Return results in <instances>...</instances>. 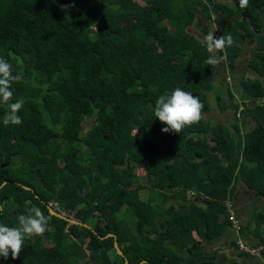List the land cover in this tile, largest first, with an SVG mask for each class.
I'll use <instances>...</instances> for the list:
<instances>
[{
    "label": "trees",
    "instance_id": "16d2710c",
    "mask_svg": "<svg viewBox=\"0 0 264 264\" xmlns=\"http://www.w3.org/2000/svg\"><path fill=\"white\" fill-rule=\"evenodd\" d=\"M189 26L203 38L216 27L215 37L233 36L216 52L226 59L219 66L233 68L240 45L252 46V75L236 79L243 102L228 88L220 102L214 91L219 110L232 113L229 127L201 117L164 133L153 112L159 95L180 87L200 98L202 115L210 110L217 66ZM0 57L23 77L12 102L25 101L22 123L7 126L0 103V223L16 226L32 207L49 218L18 259L9 253L0 264H215L204 244L233 231L223 202L235 183L264 197V0L245 9L239 0H0ZM82 119L92 121L86 132ZM49 203L82 225L50 215ZM261 226L264 235L258 212L233 232L244 240ZM107 234L123 257H108ZM252 246L264 264V240Z\"/></svg>",
    "mask_w": 264,
    "mask_h": 264
},
{
    "label": "clouds",
    "instance_id": "9594fccd",
    "mask_svg": "<svg viewBox=\"0 0 264 264\" xmlns=\"http://www.w3.org/2000/svg\"><path fill=\"white\" fill-rule=\"evenodd\" d=\"M250 0H239V7L245 9L249 6ZM68 5L63 6L64 9ZM214 18V17H213ZM217 27L209 31L204 37L207 51L209 53L224 52L226 48L235 44L231 34L214 36ZM219 58L210 55L206 63L208 65L218 64ZM19 63V62H18ZM23 79L19 72L13 68L8 59L0 57V103L8 105V111L4 115V125H19L22 118L18 114L22 109L24 99L13 101V84ZM203 103L198 96L193 95L180 87L175 88L171 93H164L158 96L155 101L153 112L165 127L161 129L164 133H180L186 126H191L200 121L202 117ZM17 225L9 227L0 223V257L16 260L24 247L26 239L34 235H43L47 230L49 218L38 207H32L27 214L17 217Z\"/></svg>",
    "mask_w": 264,
    "mask_h": 264
},
{
    "label": "rangeland",
    "instance_id": "374dc122",
    "mask_svg": "<svg viewBox=\"0 0 264 264\" xmlns=\"http://www.w3.org/2000/svg\"><path fill=\"white\" fill-rule=\"evenodd\" d=\"M213 3L216 4H224L226 6H231L234 2V0H212ZM185 5L188 9L195 10L194 4L192 5L190 2H185ZM238 15L236 14V19H238ZM187 32H189L190 34L196 36V38L199 41H203L204 38L203 36L199 33V30L196 29L193 26H189L187 27ZM241 48V54L239 56V58L235 61V65L233 68H229L226 65L225 66H219L216 65V71L214 74V80L212 81V85H213V89L211 92H209L207 94V99L209 102V106H210V110L206 113L202 115V118L204 120L210 121L211 123H222L223 125H225L226 127H229V123L230 120L232 118V113L229 110H225V111H220L219 108L217 107V101L215 99L214 96V91L218 90L220 91V102L223 101L224 103H226L227 101H229L227 95H226V89L228 88L232 95V101L235 103L238 102H243V100H240L237 91L238 89L236 88V84H237V78H239L240 76H246V75H252L251 73L248 72V70L246 69V62L248 61V59L250 58V52L252 50V46L243 43L242 45H240ZM211 55H215L219 58V60H224L225 59V55H217L216 52L214 53H210ZM230 73H234V80L230 79L229 74ZM263 101V102H262ZM259 101L262 102L261 104L264 106V100ZM261 105V106H262ZM242 108V107H241ZM240 108V109H241ZM91 120L90 119H82V132H86L91 124ZM242 126V125H241ZM253 126L252 122H249L245 124V126H243L241 128V130L243 131H249ZM211 145V144H210ZM135 174L142 178V174L143 172L135 169ZM138 182L142 183L143 180L142 179H137ZM147 185L144 184V189L142 191L139 192V197L141 200L146 201L148 196H149V192L147 191ZM189 197H191V194L188 195ZM232 202L234 203V210L233 213L235 215V217H237V222L239 225H243V223L247 221L248 217L251 216V214L254 213H258V212H263L264 213V197H259L258 195H256L253 192L248 191L241 183L236 182L235 183V191L234 194L232 196ZM241 215H240V213ZM250 215V216H249ZM116 216H124L126 220H128V217L130 216L127 212L123 213V210H121L118 214H116ZM85 226V225H84ZM262 226L259 228V230L257 231V237H248L247 240H244V242H246L249 246H252V244H254L257 240V243H259L260 239L264 240V235L262 233ZM234 231V230H233ZM233 231H231L233 233ZM236 234V233H234ZM238 234V233H237ZM193 238L196 239L197 241L199 240V238L195 235H193ZM229 244V241H228ZM228 244H227V239L222 238L220 241H218L216 243V240H214L213 242L210 243H205L204 247L206 249H208L209 251L212 252V254L215 257V263H219L222 264V262H224V264H227L226 261V257H230L231 253L237 254V251L235 250V248H230L228 249ZM113 246L112 248H109L108 250V257L112 260L115 257V253L113 251ZM176 252L180 255V256H185L184 251L182 250H176ZM231 252V253H229ZM239 259H237L236 261H238ZM257 260V259H256ZM261 260V258H260ZM251 264H258V261L256 262H252Z\"/></svg>",
    "mask_w": 264,
    "mask_h": 264
},
{
    "label": "built area",
    "instance_id": "2783aa9c",
    "mask_svg": "<svg viewBox=\"0 0 264 264\" xmlns=\"http://www.w3.org/2000/svg\"><path fill=\"white\" fill-rule=\"evenodd\" d=\"M223 205L226 209L227 212V219L229 221V223L231 224V228L232 230L236 231L239 228V224H238V220L235 217L233 210H234V203L232 202V200L227 199L223 202ZM50 209H52L54 212H56L60 217H62L63 219H65L68 223V221H77L74 217V211H70V210H61L58 208L57 204L55 203H49L48 205ZM69 224V223H68ZM235 247H236V251L239 253H242L245 256H249V257H253V258H257L260 259L261 255V246H257V247H253V246H249L247 243H245L244 241L240 240V239H236L235 241Z\"/></svg>",
    "mask_w": 264,
    "mask_h": 264
},
{
    "label": "crops",
    "instance_id": "0c3cea01",
    "mask_svg": "<svg viewBox=\"0 0 264 264\" xmlns=\"http://www.w3.org/2000/svg\"><path fill=\"white\" fill-rule=\"evenodd\" d=\"M260 197V196H259ZM240 213V212H239ZM240 215H241V213H240ZM248 220V219H247ZM245 224V222L243 223V225ZM235 232H228V233H226V234H224L223 236H221V237H219L217 240H216V243L218 242V241H220L222 238H225V239H227V244H228V241H229V244H228V249H230V248H232V247H230V242H231V240H236V239H240V240H242L240 237H239V234H234ZM244 240H247V239H244ZM244 240H242V241H244ZM230 247V248H229ZM229 253H231V252H229ZM231 257L232 258H230V257H226L225 259H226V261H227V264H251L252 262H256V261H258V264H262V262H261V260H256V259H253V258H251V257H249V256H242V257H240V256H238V253L236 254V253H234V254H232L231 253ZM237 259H239L238 261H236ZM215 264H219V263H215ZM222 264H224V262H222Z\"/></svg>",
    "mask_w": 264,
    "mask_h": 264
},
{
    "label": "water",
    "instance_id": "95a60500",
    "mask_svg": "<svg viewBox=\"0 0 264 264\" xmlns=\"http://www.w3.org/2000/svg\"><path fill=\"white\" fill-rule=\"evenodd\" d=\"M47 210H48V213H49L50 215H52V216H54V217H56V218H58V219H61V220L66 221L65 219H63L62 217H60L56 212H54L52 209L47 208ZM68 223H69V224H72V225H76V226H81V225H82V224L79 223L78 221H68ZM110 237L113 239L112 246H113V249L115 250L116 254L119 255V256H121V257H123L121 251H120V250L118 249V247H117V244H116V241H115V237H114L113 235H111V234H107V235L105 236V238H110ZM125 264H127L126 261H125Z\"/></svg>",
    "mask_w": 264,
    "mask_h": 264
}]
</instances>
